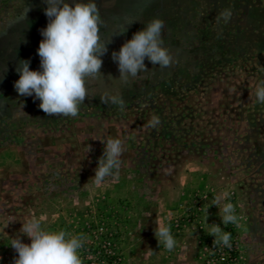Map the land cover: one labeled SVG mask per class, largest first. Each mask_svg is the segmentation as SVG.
<instances>
[{
	"label": "rangeland",
	"instance_id": "1",
	"mask_svg": "<svg viewBox=\"0 0 264 264\" xmlns=\"http://www.w3.org/2000/svg\"><path fill=\"white\" fill-rule=\"evenodd\" d=\"M96 3L103 75L88 80V99L69 118L46 115L14 88L20 60L40 69L47 5L0 0V264H14L11 241L33 219L48 232L83 234L82 264H264V103L255 98L264 0ZM153 17L165 21L163 46L176 63L146 59L129 84L108 77H119L112 52ZM117 93L123 111L100 101ZM110 138L125 144L122 163L94 185L100 140ZM217 196L221 207L234 204L239 227L223 226ZM208 223L231 232L230 248L213 247ZM157 225L170 227L174 250L158 245Z\"/></svg>",
	"mask_w": 264,
	"mask_h": 264
},
{
	"label": "clouds",
	"instance_id": "2",
	"mask_svg": "<svg viewBox=\"0 0 264 264\" xmlns=\"http://www.w3.org/2000/svg\"><path fill=\"white\" fill-rule=\"evenodd\" d=\"M43 2L47 5L43 11L48 23L40 30L43 37L37 49L40 69L32 70L30 60H20L16 68L19 79L14 82V88L20 96L39 100V108L46 115L74 118L88 99V80L103 75L100 71L103 64L101 57L108 51V43H101L99 34L103 19L96 0H87L86 3L73 0L72 4L67 0ZM164 29L165 21L159 17L145 22L144 27L135 32L130 40H126L119 51L112 52L119 77L114 78L111 74L108 77L129 84L138 79L140 73L147 71L146 59L162 69L172 67L176 61L170 50L163 46ZM255 98L257 102L264 103V81L257 84ZM100 101L118 106L120 111L125 107V101L119 93L102 95ZM158 123L159 118L154 116L151 126ZM100 141L104 148L98 158L95 175L90 178L94 185L102 184L106 177L119 169L122 163L120 157L126 151L124 142L119 138ZM222 198L215 197L211 204L218 207L221 223L224 227L229 224L239 227L240 218L234 204L228 202L221 207ZM21 224V235L27 236L31 242L24 243L21 235L12 239L10 246L17 254L14 264H82L79 250L84 246L83 234L71 235L63 230L48 232L35 219ZM207 234L214 237L213 247L232 246L231 232L224 231L219 224L208 223ZM154 235L158 245L165 250L170 252L176 247L177 242L169 226L157 225Z\"/></svg>",
	"mask_w": 264,
	"mask_h": 264
}]
</instances>
